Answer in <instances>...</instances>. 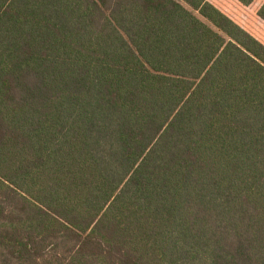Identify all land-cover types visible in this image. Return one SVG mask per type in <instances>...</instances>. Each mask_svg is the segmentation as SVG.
Here are the masks:
<instances>
[{"label": "trees", "instance_id": "1", "mask_svg": "<svg viewBox=\"0 0 264 264\" xmlns=\"http://www.w3.org/2000/svg\"><path fill=\"white\" fill-rule=\"evenodd\" d=\"M0 264H264V0H0Z\"/></svg>", "mask_w": 264, "mask_h": 264}]
</instances>
